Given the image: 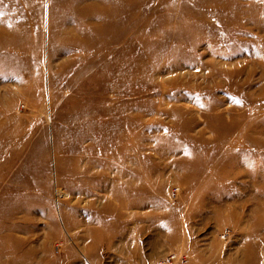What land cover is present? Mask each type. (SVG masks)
Instances as JSON below:
<instances>
[{
  "label": "rangeland",
  "instance_id": "374dc122",
  "mask_svg": "<svg viewBox=\"0 0 264 264\" xmlns=\"http://www.w3.org/2000/svg\"><path fill=\"white\" fill-rule=\"evenodd\" d=\"M168 253L264 264V0H0V264Z\"/></svg>",
  "mask_w": 264,
  "mask_h": 264
},
{
  "label": "built area",
  "instance_id": "2783aa9c",
  "mask_svg": "<svg viewBox=\"0 0 264 264\" xmlns=\"http://www.w3.org/2000/svg\"><path fill=\"white\" fill-rule=\"evenodd\" d=\"M176 190H177V188H174V191H176ZM222 236H223V237H226V236H227L226 232L223 233ZM178 260H179V258H178V254H176V253H168L167 255H165V256L159 258V259L156 261V264H172V263H174V262H176V261H178ZM180 260H181L182 262H187V259L184 258V257H182Z\"/></svg>",
  "mask_w": 264,
  "mask_h": 264
},
{
  "label": "crops",
  "instance_id": "0c3cea01",
  "mask_svg": "<svg viewBox=\"0 0 264 264\" xmlns=\"http://www.w3.org/2000/svg\"><path fill=\"white\" fill-rule=\"evenodd\" d=\"M142 218H143V216H142ZM140 239V238H139ZM139 239L138 238H135L133 241H134V243H137V246H138V242H140L139 241ZM141 240V239H140ZM144 257H145V259L146 260H148L149 259V256H148V254L146 253L145 255H143ZM69 264H85V262H83V259L80 257H75V260H73L72 262H69Z\"/></svg>",
  "mask_w": 264,
  "mask_h": 264
},
{
  "label": "bare ground",
  "instance_id": "6f19581e",
  "mask_svg": "<svg viewBox=\"0 0 264 264\" xmlns=\"http://www.w3.org/2000/svg\"><path fill=\"white\" fill-rule=\"evenodd\" d=\"M87 17H88V16H87ZM87 17H86V18H87Z\"/></svg>",
  "mask_w": 264,
  "mask_h": 264
}]
</instances>
